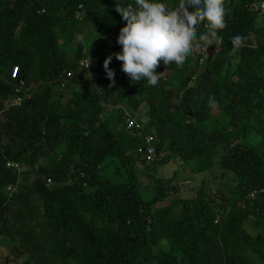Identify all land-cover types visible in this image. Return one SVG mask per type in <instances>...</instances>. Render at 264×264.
I'll list each match as a JSON object with an SVG mask.
<instances>
[{
    "label": "trees",
    "instance_id": "16d2710c",
    "mask_svg": "<svg viewBox=\"0 0 264 264\" xmlns=\"http://www.w3.org/2000/svg\"><path fill=\"white\" fill-rule=\"evenodd\" d=\"M258 1L224 0L225 27L215 30L222 42L212 36L215 55L202 74L197 76V57L196 67L177 83L179 65L161 61L155 69L160 81L149 87L144 80L132 82L114 56L126 23L115 0H0V239L13 244L10 264H251L249 251L264 263ZM206 24L200 23L198 35ZM81 29L112 42L114 82L105 58L86 56ZM251 36L253 45H243ZM62 42H78L76 55ZM79 59L90 61L89 73ZM68 71L72 76L64 84ZM21 82L29 97L12 105L25 94L16 92ZM74 85L80 89L73 91ZM62 86L70 87L66 100L57 97ZM139 98L149 118L143 131L156 139L161 163L179 159L201 171L218 169L231 174L235 187L213 195L202 185L193 197H182L173 179H155L151 197H144L136 166L145 163L136 153L143 136L126 129L124 112ZM210 120L223 127L205 129ZM108 159L123 169L126 182L101 176ZM8 186L11 194L3 191ZM252 218L261 232L245 228ZM163 242L168 250L150 258Z\"/></svg>",
    "mask_w": 264,
    "mask_h": 264
},
{
    "label": "clouds",
    "instance_id": "9594fccd",
    "mask_svg": "<svg viewBox=\"0 0 264 264\" xmlns=\"http://www.w3.org/2000/svg\"><path fill=\"white\" fill-rule=\"evenodd\" d=\"M115 11L126 23L117 36L121 50L114 56L132 82L144 80L149 87L160 81L155 69L161 61L166 66L185 63L194 50L193 41L201 22L206 21L212 30L210 35L222 42L215 30L225 27L224 0H175L174 6L163 0H134V4L128 5L115 0ZM199 40L208 46L209 33L199 34ZM239 42V37L234 38L233 43ZM112 58L107 56L103 67L108 79L114 82L115 73L109 67ZM210 104L215 105V101Z\"/></svg>",
    "mask_w": 264,
    "mask_h": 264
},
{
    "label": "rangeland",
    "instance_id": "374dc122",
    "mask_svg": "<svg viewBox=\"0 0 264 264\" xmlns=\"http://www.w3.org/2000/svg\"><path fill=\"white\" fill-rule=\"evenodd\" d=\"M175 0L168 1V4H171ZM256 32L257 35H264V13L259 14L257 16L256 22ZM206 31L209 33V40L210 44L208 46H205L207 48V52L203 55L202 62L198 65V73L197 76L202 74L204 70L209 66L210 61L215 55V49L213 46V38L210 35L211 29L208 23L205 26ZM78 38L80 42L83 44L84 49L86 51V54L89 52L88 56L90 58V54L95 55L97 58H106L109 55H113L112 52V42L105 38L100 37L95 33L84 31L83 29L80 30L78 34ZM253 40V41H252ZM251 42L255 41V38L251 36L250 39ZM78 42H72L66 44L65 42H62L61 45L65 48V50L70 54L76 55V48H77ZM202 42L199 40V35L195 38L193 41L194 50L192 53H190L185 61L184 64L179 65V70L174 73V77L176 78V82L178 83L185 74L189 72L190 69L196 67L197 63V57L199 54V48L202 46ZM253 45V43H252ZM121 50V46H118V52ZM88 58V59H89ZM80 61L82 59H79ZM78 60V61H79ZM79 61V63H80ZM198 64V63H197ZM236 64V62H235ZM234 64V66H235ZM233 66V67H234ZM79 67H81L79 65ZM85 72L89 73L91 71V68L84 69ZM14 70V69H13ZM70 77L66 74V78H64V84L69 83ZM25 90L24 92H27L28 89L22 86ZM73 91H78L80 89L79 86L74 85L72 87ZM18 90V89H17ZM16 90V92H17ZM179 90V89H178ZM70 87H61L58 91L57 97L61 100H66L69 96ZM139 105L137 104L136 107H133L131 109H124L126 114L129 115V113L133 114V118L136 120V123L141 127H146L149 118L146 115V107L145 103L141 101L142 99L139 98ZM114 107H110L109 109H113ZM128 110V111H127ZM110 111V110H109ZM111 113V112H110ZM112 116L115 118V112H112ZM104 116H102L103 119ZM202 126L207 129H215L218 127H223L221 124L216 123V121H206ZM163 156L161 157V159ZM161 159L156 164H148L144 162L137 163V170H138V177L140 180V186L142 189V193L144 197L150 198L153 193V183L154 180H168L173 179L172 185L175 187V193L178 196L182 197H193L196 192L199 190V188L204 185L207 191L212 190H224L228 192L229 190H232L235 187L234 179L232 178L231 174H227L225 172H218V169L213 170V172L210 173V171H201L197 167V165L194 162H186L181 161L179 159L172 160L167 163H161ZM41 163L42 160H40ZM48 166L51 165V163H47ZM22 167L19 168L21 170ZM222 174V175H221ZM101 176L103 178H109L112 181L117 182H126V175L121 169L118 164L114 160H106L101 168ZM14 190L13 186H8L3 189V191L7 194H11ZM213 193V191H212ZM215 195V193H213ZM245 228L251 232H261V226L258 224L257 220L254 218L249 219L245 222ZM13 249V244L9 238H2L0 239V264H10L12 260H14V256L10 254V251ZM168 250V246L163 242L159 247L151 249L150 258L154 257L158 250ZM248 263L251 264H264L261 259H259V256L253 252H248ZM11 260V261H9ZM10 262V263H9Z\"/></svg>",
    "mask_w": 264,
    "mask_h": 264
},
{
    "label": "built area",
    "instance_id": "2783aa9c",
    "mask_svg": "<svg viewBox=\"0 0 264 264\" xmlns=\"http://www.w3.org/2000/svg\"><path fill=\"white\" fill-rule=\"evenodd\" d=\"M255 8L258 9L260 13H264V0H259L257 2V4H255ZM206 52H207V48L202 45L199 48V51H198L199 54H197L199 57L200 63L202 62L203 55ZM79 65L81 66V68H84V69L91 68V64H90V61L88 59H82L80 61ZM13 69L14 70L12 72V76L17 77L18 76V68L14 67ZM66 74L68 75V77L72 76V73L69 71ZM22 85H23V83L21 82V85L18 88V90L16 89L18 94H20L21 90L23 89ZM28 97H29V94L27 92H25V94H23V95H16L13 99H11L9 101V103L12 105H20L23 102L24 98H28ZM125 124H126V129L128 131H130L131 133H137L141 137L143 136V145L139 146L136 149V153L140 154L143 157V160L145 161V163H152V162L157 163L161 159L163 154L159 153L157 151L156 139L152 135L144 132L143 131L144 127L139 126L136 123V120L128 114H126ZM7 165L11 166V167H15V165H13V164H7Z\"/></svg>",
    "mask_w": 264,
    "mask_h": 264
},
{
    "label": "water",
    "instance_id": "95a60500",
    "mask_svg": "<svg viewBox=\"0 0 264 264\" xmlns=\"http://www.w3.org/2000/svg\"><path fill=\"white\" fill-rule=\"evenodd\" d=\"M243 45H248V46H251L252 45V42L250 41V39H245L243 42H242Z\"/></svg>",
    "mask_w": 264,
    "mask_h": 264
}]
</instances>
